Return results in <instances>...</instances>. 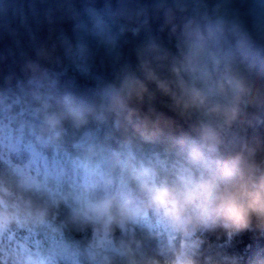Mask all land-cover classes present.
I'll list each match as a JSON object with an SVG mask.
<instances>
[{
    "label": "clouds",
    "instance_id": "obj_1",
    "mask_svg": "<svg viewBox=\"0 0 264 264\" xmlns=\"http://www.w3.org/2000/svg\"><path fill=\"white\" fill-rule=\"evenodd\" d=\"M0 264H264V0H0Z\"/></svg>",
    "mask_w": 264,
    "mask_h": 264
}]
</instances>
